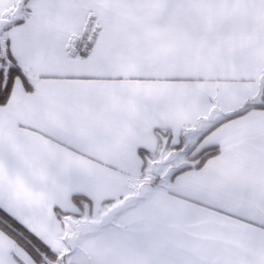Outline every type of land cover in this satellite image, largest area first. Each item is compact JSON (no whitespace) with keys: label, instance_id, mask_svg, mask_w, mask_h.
<instances>
[{"label":"snow or ice","instance_id":"snow-or-ice-1","mask_svg":"<svg viewBox=\"0 0 264 264\" xmlns=\"http://www.w3.org/2000/svg\"><path fill=\"white\" fill-rule=\"evenodd\" d=\"M0 264H264V0H0Z\"/></svg>","mask_w":264,"mask_h":264}]
</instances>
